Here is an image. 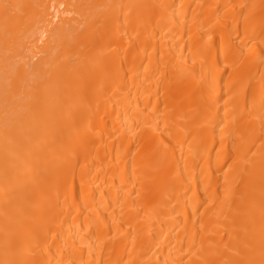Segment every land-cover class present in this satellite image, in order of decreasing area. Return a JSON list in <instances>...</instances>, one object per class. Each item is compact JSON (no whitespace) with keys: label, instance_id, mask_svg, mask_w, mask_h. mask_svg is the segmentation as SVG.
<instances>
[{"label":"bare ground","instance_id":"1","mask_svg":"<svg viewBox=\"0 0 264 264\" xmlns=\"http://www.w3.org/2000/svg\"><path fill=\"white\" fill-rule=\"evenodd\" d=\"M0 264H264V0H0Z\"/></svg>","mask_w":264,"mask_h":264}]
</instances>
